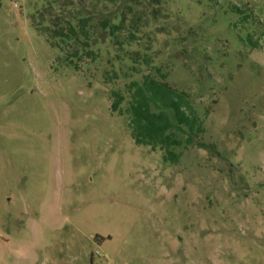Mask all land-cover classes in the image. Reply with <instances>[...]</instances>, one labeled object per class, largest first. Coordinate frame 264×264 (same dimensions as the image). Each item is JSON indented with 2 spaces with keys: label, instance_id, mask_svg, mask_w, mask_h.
I'll return each instance as SVG.
<instances>
[{
  "label": "rangeland",
  "instance_id": "374dc122",
  "mask_svg": "<svg viewBox=\"0 0 264 264\" xmlns=\"http://www.w3.org/2000/svg\"><path fill=\"white\" fill-rule=\"evenodd\" d=\"M42 3L0 0V264H264V0L148 16L168 32L154 64L206 127L177 163L111 110L141 75L104 81L113 45L79 71L59 61L32 22Z\"/></svg>",
  "mask_w": 264,
  "mask_h": 264
},
{
  "label": "trees",
  "instance_id": "16d2710c",
  "mask_svg": "<svg viewBox=\"0 0 264 264\" xmlns=\"http://www.w3.org/2000/svg\"><path fill=\"white\" fill-rule=\"evenodd\" d=\"M166 5V0H43L32 22L60 52L59 61L77 71L85 64L103 62L101 52L105 48L109 53L108 45H113L116 51L114 59L107 58L105 62L104 81L134 74H140L141 79L130 80L124 90L110 92L111 110L128 116L137 144L160 148L166 162L177 163L180 154L174 148L193 143V136L204 133L206 127L190 93L172 85L169 72L155 65L150 53L152 42L168 32L162 25L148 29V20L151 17L156 23L167 15L169 18ZM139 11L148 15L142 16ZM120 60H127L133 73L122 67L116 69L115 63ZM138 64L147 71L143 72ZM179 133L188 134L185 141Z\"/></svg>",
  "mask_w": 264,
  "mask_h": 264
}]
</instances>
